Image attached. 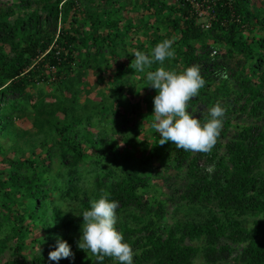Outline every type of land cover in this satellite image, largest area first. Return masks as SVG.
Here are the masks:
<instances>
[{
  "label": "trees",
  "instance_id": "obj_1",
  "mask_svg": "<svg viewBox=\"0 0 264 264\" xmlns=\"http://www.w3.org/2000/svg\"><path fill=\"white\" fill-rule=\"evenodd\" d=\"M164 39L174 57L163 66H199L206 82L187 110L225 109L208 153L160 145L155 94L142 97L149 117L134 102L152 87L133 54ZM89 75L98 101L80 99ZM161 182L169 199L152 194ZM102 191L133 264H264V0L0 2V264H55L57 237L73 252L59 264H97L78 247L76 215Z\"/></svg>",
  "mask_w": 264,
  "mask_h": 264
},
{
  "label": "clouds",
  "instance_id": "obj_2",
  "mask_svg": "<svg viewBox=\"0 0 264 264\" xmlns=\"http://www.w3.org/2000/svg\"><path fill=\"white\" fill-rule=\"evenodd\" d=\"M173 43L171 39H164L148 53L135 51L131 68L143 73L147 86L156 91L152 127L159 134V144L172 142L184 151L208 153L220 135L225 109L216 103L204 119L187 110L188 102L199 94L206 82L199 66H189L181 72L163 66L166 60L174 57ZM156 64L160 66L153 70ZM208 171H213V168L209 167ZM117 208L118 202L110 198V193L102 191L98 199L90 201L87 210L76 215L82 217L78 247L94 255L97 264H103L106 257L115 264H133V248L116 228ZM72 256L68 242L57 237L54 248L48 253V260L59 264L60 260Z\"/></svg>",
  "mask_w": 264,
  "mask_h": 264
},
{
  "label": "rangeland",
  "instance_id": "obj_3",
  "mask_svg": "<svg viewBox=\"0 0 264 264\" xmlns=\"http://www.w3.org/2000/svg\"><path fill=\"white\" fill-rule=\"evenodd\" d=\"M1 3H13L14 0H0ZM126 16H127V19H138L139 18V15L136 14L132 9H129V11H127L126 13ZM152 22V21H151ZM140 39H143V38H140ZM146 43H144L145 45ZM215 53H212V55H214ZM86 81L88 82L89 84V94L88 95H85V94H81L80 95V99L81 100H92V101H98L99 100V96H100V93L98 92V88L94 87V81H95V78L91 75H89L87 78H86ZM134 82H138L136 79L133 80ZM44 92H50V89L45 87L43 88ZM152 92L156 95V91L152 90V88H148V89H145V90H142L140 87H136V94L137 96L134 98V102L135 103H140L141 104V112L143 113L144 116L146 117H149L148 116V113H147V108L146 106L144 105V102H143V98L145 95H150L152 94ZM33 95H36L33 91ZM208 108L210 109L211 108V105L208 104ZM199 109V108H198ZM208 109V110H209ZM201 111V113H208V111H206L205 109H199ZM190 111V110H189ZM191 112V111H190ZM193 112V111H192ZM154 119V117H153ZM148 120V119H147ZM147 120L143 123L142 125V128H141V132L139 135H137V140H144L146 139V136H145V131L149 129V126L147 124ZM22 129H30V124L27 123V122H21L18 124ZM150 136V135H149ZM153 166H157V163H156V160L154 159L153 160ZM173 176L174 173H169V176ZM168 175V174H167ZM166 181H168V177L166 176ZM159 187H155L153 190H152V194L154 193L156 196L166 200V199H169L173 193H172V188L173 186L172 185H167V182H165V185L163 182H161V184L158 185ZM172 208V207H171ZM168 210L170 211V207L168 208ZM180 217V215H179ZM29 244V240L27 242ZM29 253V252H28ZM8 253L6 255H4V258L6 257V259H8L9 257Z\"/></svg>",
  "mask_w": 264,
  "mask_h": 264
},
{
  "label": "built area",
  "instance_id": "obj_4",
  "mask_svg": "<svg viewBox=\"0 0 264 264\" xmlns=\"http://www.w3.org/2000/svg\"><path fill=\"white\" fill-rule=\"evenodd\" d=\"M195 8L197 10V12L199 13L200 16V20L203 21L202 27L205 29L209 28V24L207 23V18H206V10H203L199 7V5H195Z\"/></svg>",
  "mask_w": 264,
  "mask_h": 264
}]
</instances>
